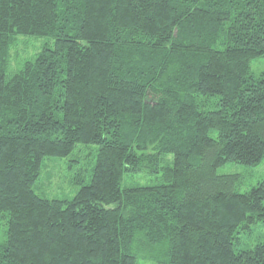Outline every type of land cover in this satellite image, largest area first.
Returning <instances> with one entry per match:
<instances>
[{"label": "trees", "instance_id": "trees-1", "mask_svg": "<svg viewBox=\"0 0 264 264\" xmlns=\"http://www.w3.org/2000/svg\"><path fill=\"white\" fill-rule=\"evenodd\" d=\"M23 34L54 44L9 77ZM261 56L264 0H0V264H264V176L218 172L264 161ZM79 143L90 183L41 194Z\"/></svg>", "mask_w": 264, "mask_h": 264}, {"label": "rangeland", "instance_id": "rangeland-1", "mask_svg": "<svg viewBox=\"0 0 264 264\" xmlns=\"http://www.w3.org/2000/svg\"><path fill=\"white\" fill-rule=\"evenodd\" d=\"M54 39L46 35L23 34L17 37L16 42L10 48L8 56L7 75L21 69L24 64L34 59L45 46H53ZM264 69V56L252 63V71L257 73ZM172 157V155H170ZM97 160V145L77 144L75 151L65 157L50 156L45 159L42 175L35 188L43 195L56 199H71L83 184L91 181L93 168ZM219 173H236L239 180L236 189L244 192L256 185L264 176V161L258 166H248L242 163L227 162L218 168ZM159 183L157 176H149L143 173L139 175H125L123 186L137 184ZM5 225V224H4ZM3 222L0 223V232ZM241 236L247 244H252L257 238H264V222L252 226L247 234ZM252 236V237H250ZM245 246V245H244ZM140 264H157L155 262L145 263L139 258Z\"/></svg>", "mask_w": 264, "mask_h": 264}]
</instances>
